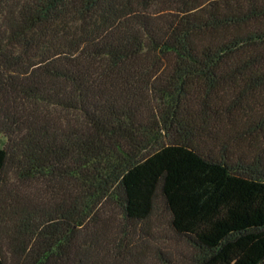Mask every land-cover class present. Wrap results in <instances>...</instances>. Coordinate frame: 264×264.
I'll use <instances>...</instances> for the list:
<instances>
[{
	"label": "trees",
	"instance_id": "1",
	"mask_svg": "<svg viewBox=\"0 0 264 264\" xmlns=\"http://www.w3.org/2000/svg\"><path fill=\"white\" fill-rule=\"evenodd\" d=\"M262 89L264 0H0V264H264Z\"/></svg>",
	"mask_w": 264,
	"mask_h": 264
},
{
	"label": "rangeland",
	"instance_id": "2",
	"mask_svg": "<svg viewBox=\"0 0 264 264\" xmlns=\"http://www.w3.org/2000/svg\"><path fill=\"white\" fill-rule=\"evenodd\" d=\"M255 95L249 96L251 99L249 102V109L250 115L255 117L258 115L259 111L264 109V89H262L259 93H254ZM247 105V104H246ZM7 141V136L4 134H0V146H4L5 142ZM253 149V148H252ZM12 178V177H11ZM39 187H35L34 184L29 183H20L15 179H11V183L9 185V189L11 191L18 192L19 194H29L38 192ZM39 193H42L46 196L44 190L39 189ZM50 202H47L49 204ZM112 216L111 208H106L103 213L100 214V222L97 224L99 228L105 229V235L109 241L114 239L116 234V226L118 222L116 219L110 218ZM150 227V234L151 236H138V232L135 234H131L128 238L131 239V243L134 242L135 247L134 254L138 259V255L142 253L145 254V263L144 264H160L159 260L157 259L156 254L159 252H163L165 254V258L169 260L170 263L173 264H188V258L190 255V249L188 248L187 244L177 238L169 229L166 227V222L163 218H154L153 221L149 225ZM85 232H83L84 234ZM10 233L7 231L6 234H3V249L4 252H8V240L6 237H9ZM83 241V236L81 238ZM133 240V241H132ZM133 244V243H132ZM92 250V249H90ZM113 253V252H112ZM112 253L110 256L105 258L100 264H138L136 263L135 259H131L129 262L128 257L125 259L117 258L114 259L112 257ZM94 256V251H92L91 258ZM10 264H16L15 261H10ZM92 264V263H90Z\"/></svg>",
	"mask_w": 264,
	"mask_h": 264
}]
</instances>
